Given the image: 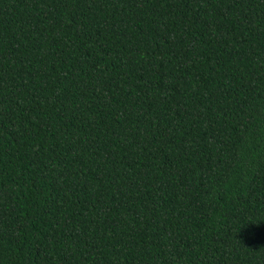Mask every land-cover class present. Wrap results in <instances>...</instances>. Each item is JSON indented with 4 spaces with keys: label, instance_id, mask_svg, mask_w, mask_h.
<instances>
[{
    "label": "trees",
    "instance_id": "1",
    "mask_svg": "<svg viewBox=\"0 0 264 264\" xmlns=\"http://www.w3.org/2000/svg\"><path fill=\"white\" fill-rule=\"evenodd\" d=\"M0 264H264V0H0Z\"/></svg>",
    "mask_w": 264,
    "mask_h": 264
}]
</instances>
